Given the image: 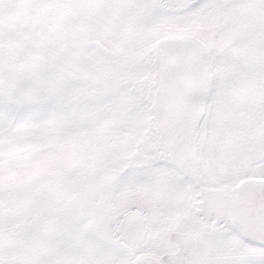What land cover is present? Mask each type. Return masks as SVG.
Returning <instances> with one entry per match:
<instances>
[{"label":"snow or ice","instance_id":"1","mask_svg":"<svg viewBox=\"0 0 264 264\" xmlns=\"http://www.w3.org/2000/svg\"><path fill=\"white\" fill-rule=\"evenodd\" d=\"M0 264H264V0H0Z\"/></svg>","mask_w":264,"mask_h":264}]
</instances>
